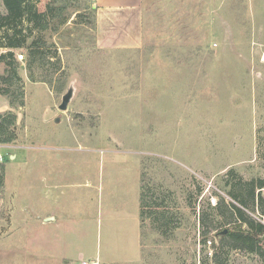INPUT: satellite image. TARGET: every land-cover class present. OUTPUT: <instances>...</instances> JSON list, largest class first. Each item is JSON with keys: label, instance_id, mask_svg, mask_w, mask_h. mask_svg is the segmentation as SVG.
<instances>
[{"label": "rangeland", "instance_id": "rangeland-1", "mask_svg": "<svg viewBox=\"0 0 264 264\" xmlns=\"http://www.w3.org/2000/svg\"><path fill=\"white\" fill-rule=\"evenodd\" d=\"M61 5L37 81L15 50L24 105L0 94L16 114L0 144V264H264V236L249 252L216 235L234 226L230 189L264 180V0ZM138 170L178 224L165 236L142 220L139 245Z\"/></svg>", "mask_w": 264, "mask_h": 264}, {"label": "trees", "instance_id": "trees-1", "mask_svg": "<svg viewBox=\"0 0 264 264\" xmlns=\"http://www.w3.org/2000/svg\"><path fill=\"white\" fill-rule=\"evenodd\" d=\"M61 1L47 0L43 5L42 0H2L6 12L0 13V62L5 68L0 74V94L7 97L11 108L24 105V83L19 75L21 64L17 60L15 50L19 48L27 50L25 69L28 71L29 79L37 81L34 70L43 67L55 56L44 49L45 41L40 33L45 31L66 8L65 5L56 6V2ZM33 30H37L39 36L28 43ZM58 60L54 62L57 63ZM59 69L60 66L53 71ZM41 78V81H51L50 73L47 72ZM15 121L16 114L12 111L0 114V144L15 141L16 133L13 130ZM242 186L243 189L239 192L233 189L228 192L236 202L229 203L235 220L234 226L228 229L225 237L229 238L235 248L256 252L264 236V219L263 221L255 219L246 209L255 204L261 208L264 218V196L261 193L264 180L258 178L243 181ZM140 217L141 220L149 219L155 229L165 236L178 225L175 214L165 204L164 197L146 192L143 188L140 195Z\"/></svg>", "mask_w": 264, "mask_h": 264}, {"label": "crops", "instance_id": "crops-1", "mask_svg": "<svg viewBox=\"0 0 264 264\" xmlns=\"http://www.w3.org/2000/svg\"><path fill=\"white\" fill-rule=\"evenodd\" d=\"M6 108V110L7 109H9V105H7L6 107H4V109ZM138 180H139V190H138V192H139V204H138V212L136 211V210H134V212L135 213H137L136 215H135V213H133V218L136 220V225L138 226V234H137V239H138V245H139V236H140V224H141V222H142V220H141V217H140V195H141V192H142V187H141V184H140V177H139V170H138ZM49 219V221L51 220V219H55V217H54V215H52V214H49V215H47V216H44V217H42L41 219H40V222H42V223H45L46 222V220H48Z\"/></svg>", "mask_w": 264, "mask_h": 264}, {"label": "water", "instance_id": "water-1", "mask_svg": "<svg viewBox=\"0 0 264 264\" xmlns=\"http://www.w3.org/2000/svg\"><path fill=\"white\" fill-rule=\"evenodd\" d=\"M72 97V90L69 89L63 96H62V100L61 103L59 104V109L60 110H65L68 106V103L70 102V99ZM56 121H59V117H57L55 119ZM228 231V229H224L223 231L216 233V235L218 234H225Z\"/></svg>", "mask_w": 264, "mask_h": 264}, {"label": "built area", "instance_id": "built-area-1", "mask_svg": "<svg viewBox=\"0 0 264 264\" xmlns=\"http://www.w3.org/2000/svg\"><path fill=\"white\" fill-rule=\"evenodd\" d=\"M17 57H18L19 60H21L23 58V54H18ZM80 264H97V262L81 260Z\"/></svg>", "mask_w": 264, "mask_h": 264}]
</instances>
